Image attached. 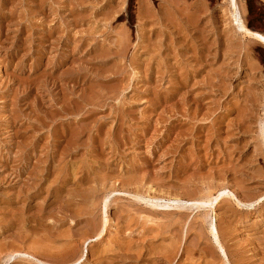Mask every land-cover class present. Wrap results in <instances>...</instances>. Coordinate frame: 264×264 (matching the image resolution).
I'll return each mask as SVG.
<instances>
[{"label":"rangeland","instance_id":"1","mask_svg":"<svg viewBox=\"0 0 264 264\" xmlns=\"http://www.w3.org/2000/svg\"><path fill=\"white\" fill-rule=\"evenodd\" d=\"M238 25L228 0H0V264H264V42Z\"/></svg>","mask_w":264,"mask_h":264},{"label":"bare ground","instance_id":"2","mask_svg":"<svg viewBox=\"0 0 264 264\" xmlns=\"http://www.w3.org/2000/svg\"><path fill=\"white\" fill-rule=\"evenodd\" d=\"M228 3H229V6H230V11L232 13V15L234 16V18L236 19V21L239 23L238 25V28L239 30L245 35V36H248L250 38H252L253 40H256L257 42H261L263 41L264 42V31L263 29L259 28L258 26L253 28V29H250L246 26L245 22L242 20L241 16H240V13H239V6H238V0H228ZM110 10V9H109ZM263 131V130H262ZM263 137V136H262ZM226 194V193H225ZM223 195L224 193H220L217 197H214L213 195L210 196V197H206L208 198L207 200H203V201H197V202H193L194 203V206L195 205H200V206H203L202 204H205V205H208L212 202H217L218 200H220V198L222 197L223 198ZM175 198V197H174ZM205 198V197H204ZM179 200V199H178ZM219 202V201H218ZM208 203V204H206ZM99 205V204H98ZM99 228V227H98ZM97 230V229H96ZM212 232V231H211ZM216 226L214 225L213 226V232L214 233V236L215 238L218 240L217 238V233H216ZM219 237V236H218ZM220 243V241H218ZM218 243V244H219ZM221 245V244H220ZM222 247V246H221ZM223 251V247L221 248ZM220 249V251H221ZM222 251V252H223ZM223 254H225V251L223 252ZM226 255V254H225ZM227 257V256H226Z\"/></svg>","mask_w":264,"mask_h":264}]
</instances>
